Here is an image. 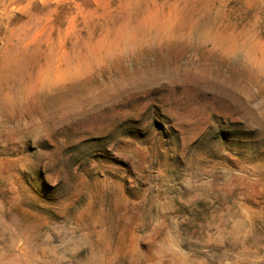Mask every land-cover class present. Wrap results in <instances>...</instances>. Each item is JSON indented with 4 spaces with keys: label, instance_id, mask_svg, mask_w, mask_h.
Here are the masks:
<instances>
[{
    "label": "rangeland",
    "instance_id": "rangeland-1",
    "mask_svg": "<svg viewBox=\"0 0 264 264\" xmlns=\"http://www.w3.org/2000/svg\"><path fill=\"white\" fill-rule=\"evenodd\" d=\"M0 264H264V0H0Z\"/></svg>",
    "mask_w": 264,
    "mask_h": 264
}]
</instances>
